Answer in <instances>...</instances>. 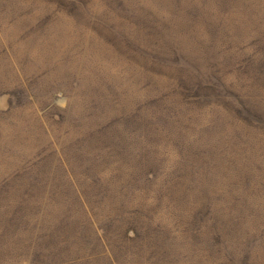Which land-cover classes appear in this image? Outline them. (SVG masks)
Listing matches in <instances>:
<instances>
[{"label":"rangeland","instance_id":"obj_1","mask_svg":"<svg viewBox=\"0 0 264 264\" xmlns=\"http://www.w3.org/2000/svg\"><path fill=\"white\" fill-rule=\"evenodd\" d=\"M0 264H264V0H0Z\"/></svg>","mask_w":264,"mask_h":264}]
</instances>
